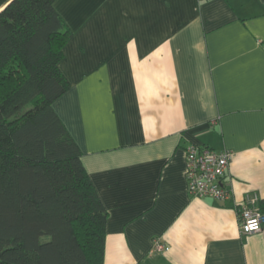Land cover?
Segmentation results:
<instances>
[{"label":"crops","instance_id":"1","mask_svg":"<svg viewBox=\"0 0 264 264\" xmlns=\"http://www.w3.org/2000/svg\"><path fill=\"white\" fill-rule=\"evenodd\" d=\"M54 6L73 32L53 107L108 211L103 264H264L236 210L264 199V0ZM190 143L233 152L229 199L189 194Z\"/></svg>","mask_w":264,"mask_h":264},{"label":"trees","instance_id":"2","mask_svg":"<svg viewBox=\"0 0 264 264\" xmlns=\"http://www.w3.org/2000/svg\"><path fill=\"white\" fill-rule=\"evenodd\" d=\"M54 2L0 0V264L104 261L108 211L53 107L73 32Z\"/></svg>","mask_w":264,"mask_h":264},{"label":"built area","instance_id":"3","mask_svg":"<svg viewBox=\"0 0 264 264\" xmlns=\"http://www.w3.org/2000/svg\"><path fill=\"white\" fill-rule=\"evenodd\" d=\"M186 178L189 194L194 197L210 196L225 201L231 196L226 181L233 152L217 150L208 145L190 143L186 146ZM242 234L261 231L264 228V210L257 192H248L236 207ZM169 246L156 241L155 251L163 252Z\"/></svg>","mask_w":264,"mask_h":264}]
</instances>
